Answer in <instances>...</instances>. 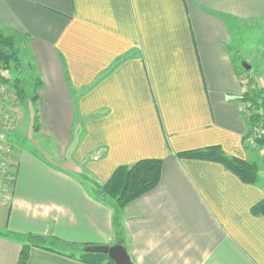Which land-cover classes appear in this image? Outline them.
Segmentation results:
<instances>
[{
  "label": "crops",
  "instance_id": "1",
  "mask_svg": "<svg viewBox=\"0 0 264 264\" xmlns=\"http://www.w3.org/2000/svg\"><path fill=\"white\" fill-rule=\"evenodd\" d=\"M0 29L25 39V63L41 82L16 134L32 137L36 109L44 147L12 144L0 264L17 263L28 235L116 245L114 205L97 189L143 159L162 169L120 214L133 264H264V217L251 212L264 199V166L244 141L249 79L240 72L250 63L244 31L264 57V0H0ZM262 78L264 66L252 81L264 88ZM208 147L256 162L259 181L177 157ZM61 248L30 246L26 264H84Z\"/></svg>",
  "mask_w": 264,
  "mask_h": 264
},
{
  "label": "trees",
  "instance_id": "2",
  "mask_svg": "<svg viewBox=\"0 0 264 264\" xmlns=\"http://www.w3.org/2000/svg\"><path fill=\"white\" fill-rule=\"evenodd\" d=\"M9 30L0 29V85L7 86L16 101L29 102L34 107L38 91L41 88L39 79L29 73L30 65L20 60V35L6 34ZM13 34V33H12ZM6 73H12L8 79ZM6 75V76H5ZM247 88L242 96L246 105L243 113L246 120L247 133L244 138L253 140L255 144L264 148V135L256 137V130H264V88L249 79ZM32 130H38L37 111L32 116ZM1 128L0 131H4ZM5 132V131H4ZM178 158L198 159L213 161L223 165L227 170L235 174L245 184H256L259 179V167L256 162L243 161L234 157L226 156L219 147H208L200 150L188 151L177 154ZM162 161L159 159H143L132 165H122L115 168L109 179L97 189V197L100 202L114 205V230L117 244L126 249V240L122 230L120 214L130 202L136 200L151 191L160 180ZM17 167L15 168V174ZM254 216L264 217V199L252 207ZM26 243L22 245L16 264H26L30 246L45 248L47 242L52 241L62 248L78 255L77 260L84 264H114L109 258L101 254L84 253L87 245L64 244L55 239H48L36 235H28ZM77 253V254H75Z\"/></svg>",
  "mask_w": 264,
  "mask_h": 264
},
{
  "label": "rangeland",
  "instance_id": "3",
  "mask_svg": "<svg viewBox=\"0 0 264 264\" xmlns=\"http://www.w3.org/2000/svg\"><path fill=\"white\" fill-rule=\"evenodd\" d=\"M9 33L10 32L6 31V34ZM10 34L14 35V33L12 34V32ZM253 38L254 37L251 35L250 31H244L242 33L240 42L241 55L243 56V58L248 60V62H250L245 63V65H248L250 67V70H245L243 67H240V72L242 74L244 83H246L248 79H252L254 82L258 80L259 72L264 66V57L262 56L263 58H261V51H259V47H257L258 42ZM19 42V57L20 60L25 63L26 60L30 59L26 48L27 43L23 38H20ZM237 62L238 64L242 65V59H237ZM6 75L8 79H11L13 76L12 73H6ZM262 79V82L264 83V78ZM29 107H31V104L29 102L20 103L16 101L14 95L11 91H9L7 86L0 85V130L1 128L5 127L4 139L3 142L0 143V163H5V166H1L4 169L5 173H0V199L8 196V194L10 193L11 183L7 178L8 176H11L13 174V166L14 164H16L11 152L12 144L16 143L14 142V140H16V137L18 138V140L24 141V143L27 144L28 148H31L30 142H32L33 145V142H35L36 144L34 145V147H36L38 151H43L44 149L42 136L39 133H36L37 131H34L31 138L25 140H21L16 134L18 131H20V129H22V127L26 129ZM24 115H26L25 118H23ZM247 147H249V149L252 151L253 157L258 160L260 166H264V148L255 144L252 139L250 141L248 140ZM55 248L58 247L56 246ZM61 249L63 250V252L70 253V251L65 248ZM72 253L73 252H71V254Z\"/></svg>",
  "mask_w": 264,
  "mask_h": 264
},
{
  "label": "water",
  "instance_id": "4",
  "mask_svg": "<svg viewBox=\"0 0 264 264\" xmlns=\"http://www.w3.org/2000/svg\"><path fill=\"white\" fill-rule=\"evenodd\" d=\"M243 68L245 70H250V67L248 65L243 64ZM83 252L89 254L105 255L114 264H133L127 254L126 249L120 244H116L113 246H108V245L90 246L84 248Z\"/></svg>",
  "mask_w": 264,
  "mask_h": 264
},
{
  "label": "built area",
  "instance_id": "5",
  "mask_svg": "<svg viewBox=\"0 0 264 264\" xmlns=\"http://www.w3.org/2000/svg\"><path fill=\"white\" fill-rule=\"evenodd\" d=\"M262 135H264V130H256V132H255V136L256 137H259V136H262ZM3 139H4V131H0V143L3 142ZM4 164L5 163H0V169H1L0 173H5L4 169L2 168L3 166H5ZM16 167H17V164H14V166H13V174L15 173V168ZM13 174L11 176H8V178H7L10 181L11 186L13 185V182L15 180Z\"/></svg>",
  "mask_w": 264,
  "mask_h": 264
}]
</instances>
